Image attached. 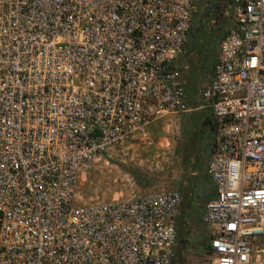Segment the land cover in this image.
<instances>
[{
  "label": "built area",
  "instance_id": "1",
  "mask_svg": "<svg viewBox=\"0 0 264 264\" xmlns=\"http://www.w3.org/2000/svg\"><path fill=\"white\" fill-rule=\"evenodd\" d=\"M229 7L232 25L198 88L216 131L202 251L206 264H264V0ZM198 9L0 0V264H180L181 191L80 203L76 189L90 162L130 137L151 144L152 123L193 111Z\"/></svg>",
  "mask_w": 264,
  "mask_h": 264
},
{
  "label": "rangeland",
  "instance_id": "2",
  "mask_svg": "<svg viewBox=\"0 0 264 264\" xmlns=\"http://www.w3.org/2000/svg\"><path fill=\"white\" fill-rule=\"evenodd\" d=\"M219 2L221 12L212 19V7ZM229 3L230 0H198L189 43L207 47L208 57L202 56L201 75L195 92L190 94L192 109L202 104L198 88L210 80L220 43L232 25ZM193 59L189 53L190 70ZM149 129L151 144L139 137H130L83 168L77 183V200L94 203L160 190H179L187 202V213L182 211L179 218V224L186 222V263L206 264L208 259L202 249L209 233L202 223V215L205 203L215 193L208 163L216 131L204 109L167 114Z\"/></svg>",
  "mask_w": 264,
  "mask_h": 264
},
{
  "label": "trees",
  "instance_id": "3",
  "mask_svg": "<svg viewBox=\"0 0 264 264\" xmlns=\"http://www.w3.org/2000/svg\"><path fill=\"white\" fill-rule=\"evenodd\" d=\"M220 1V0H219ZM226 1V0H225ZM221 3H217L212 7V14L211 17L212 19H214L215 17H217V15L220 14L221 12ZM213 33L211 31V37H212ZM211 38L209 39L208 44L210 43ZM199 44V42H198ZM207 50V47L204 48L202 47L200 44L199 46H197V44H191L190 45V54L193 55L194 59L192 62V67L189 73V95L192 94V92H195L196 90V83L197 80L199 79L200 75H201V64H202V56L204 57H208L207 53H205ZM196 105V103H194ZM207 120H204V124H207ZM184 199V198H183ZM182 211L186 214L187 213V202L183 201V205H182ZM1 216V213H0ZM186 222L183 220L180 224H179V243H178V251H179V257H180V264H186Z\"/></svg>",
  "mask_w": 264,
  "mask_h": 264
},
{
  "label": "crops",
  "instance_id": "4",
  "mask_svg": "<svg viewBox=\"0 0 264 264\" xmlns=\"http://www.w3.org/2000/svg\"><path fill=\"white\" fill-rule=\"evenodd\" d=\"M199 97V96H198ZM200 99V98H199ZM201 101V100H200ZM201 107V105H197L196 107H194L193 108V111H195V110H197V109H199V110H201V109H204V110H206L207 111V117L209 118V122L211 121V113H210V111L208 110V109H205V108H200ZM208 121V120H207ZM208 124V123H207Z\"/></svg>",
  "mask_w": 264,
  "mask_h": 264
}]
</instances>
